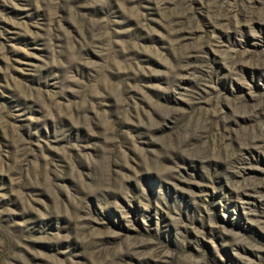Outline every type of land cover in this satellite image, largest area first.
Segmentation results:
<instances>
[{
    "label": "rangeland",
    "instance_id": "1",
    "mask_svg": "<svg viewBox=\"0 0 264 264\" xmlns=\"http://www.w3.org/2000/svg\"><path fill=\"white\" fill-rule=\"evenodd\" d=\"M0 264H264V0H0Z\"/></svg>",
    "mask_w": 264,
    "mask_h": 264
}]
</instances>
